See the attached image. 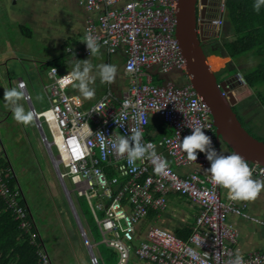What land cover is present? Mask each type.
I'll return each instance as SVG.
<instances>
[{
  "label": "built area",
  "instance_id": "2783aa9c",
  "mask_svg": "<svg viewBox=\"0 0 264 264\" xmlns=\"http://www.w3.org/2000/svg\"><path fill=\"white\" fill-rule=\"evenodd\" d=\"M78 2L87 12L81 41L86 33H91L107 54L121 51L123 73L129 84L119 97L108 86L97 101L84 107L79 95L68 92L73 83L63 79L71 72L50 67L44 85L48 106L31 111L37 128L43 132L41 140L51 153L53 148L56 151L52 153V162L59 181L66 187L69 182L72 187L67 188L69 194L72 191L75 196L85 198L101 234V243L116 251V264H127L132 253L143 264H230L237 253L243 256L245 264H264V247L246 253L237 251L240 232L229 220L230 216L240 217L264 227V214L261 218L251 216L247 203L233 201L229 196L224 199L220 186L207 170L210 162L206 155L197 152V160L190 161L180 146L183 137L191 134V128L198 126L203 127L218 153L221 142L209 106L186 74L185 59L175 37L178 0ZM224 11L225 0H218L216 15L209 22L216 34L224 25ZM70 48L72 53L68 51ZM65 51L81 57L89 55L83 42ZM174 71L186 77L183 84L164 77ZM154 76L163 77L164 81L155 83ZM235 76L240 84L245 83L240 71ZM22 82L19 80L18 84ZM152 116L165 123L171 134L146 136ZM114 119L123 125H117ZM137 127L143 132V143L155 146V156L149 148V154L137 160L133 170L127 155L119 154L112 142L119 135H130ZM2 134L0 126V157L7 161V167L0 168V197L7 202L19 227L38 247L39 263L51 264L50 251L30 212ZM101 135L106 138L103 148ZM157 158L167 161L163 172L156 171ZM249 163L254 179L264 180V166ZM3 177L15 179L14 189ZM172 191L198 207L188 237L179 238L158 225H148L138 235L140 223L149 211L164 209L167 194ZM98 210L103 211L100 218ZM84 233L87 237L85 229ZM88 253L92 264H100L93 249Z\"/></svg>",
  "mask_w": 264,
  "mask_h": 264
},
{
  "label": "rangeland",
  "instance_id": "374dc122",
  "mask_svg": "<svg viewBox=\"0 0 264 264\" xmlns=\"http://www.w3.org/2000/svg\"><path fill=\"white\" fill-rule=\"evenodd\" d=\"M7 1L8 2L5 4L2 3L0 5V48H5V50H7L5 53L0 55V126L3 133L2 135L5 148L7 149L11 158L18 182L25 193L30 212L36 221L47 250L50 251V253L52 252V254L56 251L59 255V258L63 257L62 255H66L65 258L67 260L62 259L60 264H67V262H71V264H92L88 256V250H86L87 248H85L83 240L80 236L74 215L71 212L68 201L65 198L60 185L55 166L53 165L54 163L52 162L53 157L51 153L47 151L43 141L41 140L34 121L29 125L16 122V120L13 118L12 112L10 115H7L8 110H10V106L4 100V91L15 87L17 85L16 82L18 76H22L26 82V89L33 107L37 110H41L42 108L44 109L48 106L47 100L42 90L40 78H30L26 75L25 70L30 72L31 70H34V68L41 67V59L48 58L49 60L53 61L54 64H59L63 60L68 59L69 56L64 54L62 51L63 49L61 50V44L66 39V37L76 29L78 25V13H76V10H74L76 7L71 8V6L67 4V0H17L16 5L12 3V0ZM32 11L36 13L44 11L46 13L48 18L44 20L38 19L40 14L34 15V20H40L42 26H39L32 21ZM18 21H21L30 28L35 26L37 27L36 32L32 37L22 35L18 29ZM43 26L45 27L44 29ZM229 35V32L226 31V25H223L219 33L216 34L211 42L207 43L204 47L206 55L209 57L211 54L210 63L213 62L212 64L214 67H212V69L214 71L212 69L211 70L217 75L219 80L229 75H235L238 70L243 72L244 68L247 67V65H250V62L247 63V60L242 58L228 60L227 57L223 56L222 58L218 57V59H213L212 56L214 53H212L211 48L214 47V45H220L225 39H230L231 36ZM17 54L27 58L25 63L22 64L18 61ZM216 54L218 56L221 55L219 51H217ZM30 59H33L32 62H36L38 64L40 63V65H32L30 63L31 61H29ZM88 59L91 60V63L95 67V72H97V74L99 73L100 65L111 64L115 65L117 69L120 66V62L117 60L115 54L108 56L104 52H100L97 55L90 56ZM225 67L227 69L224 71ZM42 73L45 76V73ZM167 76L168 75H166V78L169 80L172 76H177V73L172 72V76L170 78ZM185 79L186 77H183L182 81ZM238 84L239 85L232 91L238 100L237 106H240V111L242 112L243 108L241 103L244 101L247 102L248 105H250L251 114L255 117L254 123L246 122V120H244L243 116L241 115L239 108L236 105L234 108L249 132L254 137L264 141V107L260 104H257L256 94L246 85V83L240 84L238 82ZM248 95L250 96L248 97ZM37 97H39V99H37ZM20 103L23 104L26 110H30L29 104L25 98L21 100ZM2 110H6V112ZM2 116H6L5 120L7 124L9 125L10 123L12 125L11 131H13V137H16V141H18L20 144V149L23 138H26L27 136L26 139L27 143L30 145V148H28L27 144L25 143L23 149L20 150L18 147H16L15 150L16 152L21 151V156H23L24 152L27 153V157H24L25 159H29L30 157L32 158L33 162H31V166H27L25 170H34L35 176L33 177V180L36 177V181L40 183L35 184L36 189L39 188V190L37 189L36 192L32 190L30 185L26 184V181L22 178L23 173L20 171L22 174L21 175L17 170V164L12 158V152L14 151V148L13 151L9 149L10 141L7 139V134L4 130L5 126ZM21 129L23 131H21ZM43 130L49 139L50 135L45 124H43ZM220 145L221 153L224 151H230L225 143L221 142ZM53 152H56L54 148L52 153ZM26 174L27 177H32L33 175L32 171ZM69 185V182H67V188L71 190L72 187H69ZM71 193V197L77 206L74 207H76V210L78 211L79 215H81L83 221H85L86 218L89 223L88 225L92 230L93 236L91 238V247L93 251L96 254H98V252L101 254L104 264H113V261L110 260L111 257L107 251V246L101 243V236L90 224L89 214L84 198L75 196L72 191ZM95 201L96 198H93L92 203L94 205ZM51 261V264L56 263L55 259L53 260V258Z\"/></svg>",
  "mask_w": 264,
  "mask_h": 264
},
{
  "label": "crops",
  "instance_id": "0c3cea01",
  "mask_svg": "<svg viewBox=\"0 0 264 264\" xmlns=\"http://www.w3.org/2000/svg\"><path fill=\"white\" fill-rule=\"evenodd\" d=\"M24 1H26V0H24ZM67 1H68L67 4H69L71 6V8L76 7V8H74V10H76V13H78V17H77V24L78 25H77L76 29L73 30L72 33L69 36H67L66 39L61 44V50L63 49L62 51L64 52V54L69 56L68 59L63 60L59 64H54L53 61L49 60L48 58L41 59L40 60L41 61L40 62L41 67L34 68V70H31L30 72H27L25 70L26 75L29 76L30 78H35V77L40 78V81L42 83V90H43V93L45 95V98H46V93L44 90V85L47 83V70H48V68H50L47 66L49 64H51V65H53L52 67H57L60 70L72 72V70H73V64L71 62L72 54L66 53L65 49L67 47H71V46L80 44L82 36H83V26L85 23L87 12L83 8V6L79 4L78 0H67ZM6 2H8V1L7 0H0V5L2 3L5 4ZM16 2H17V0H12V3L14 5H16ZM32 13H33V15H31L32 21L35 22L39 26H42V24L40 23V20L39 21L34 20L35 19L34 15L40 14L38 16V19H42V20L48 18L44 11L43 12L41 11L39 13L32 11ZM40 16H41V18H40ZM18 22H19L18 23V29L22 33V35L32 37L33 34L36 32V29H37L36 26L33 28H30L29 26H26L25 24H23L21 21H18ZM44 28L45 27L43 26V29ZM205 33H206V28L204 27V34ZM64 45H65V47L63 48ZM0 51H1L0 52V55H1L2 53H5V51H7V50H5V48H0ZM12 51H14V50H12ZM100 52H104L105 54H107L103 48H100ZM107 55L110 56L112 54H107ZM115 55L117 57V60L120 62V66L117 69V72H116V75H115L113 82H111V83L103 82L101 80L100 76L97 74V72H95L96 69L93 66V74L96 75L95 83H94V85H92V87L95 88V94L93 97H91V98L84 97L82 95V93L79 91V89L75 86V83L70 85V87L68 88L69 93L77 94L81 97V99L83 100L84 107H88V106L92 105L95 101H97L102 96L104 90L108 86L111 87L112 91L118 97L127 88L129 81H128L127 77L125 76V74L123 73V54L121 53V51H118L115 53ZM210 56H211V54L208 57L209 60H210ZM24 57L25 56L17 54V59L22 64L25 63V60L27 59ZM212 57H213V59H218V57L222 58L223 56H221V55L218 56L216 53H214ZM224 57H227L228 60H231V58L228 56H224ZM74 58L79 59V60H85V59L90 58V56L88 55L85 57H81V56L74 55ZM35 59H39V58H35ZM29 61H31L30 63L34 66L40 65V63L38 64L36 62H32L33 59H30ZM89 61L91 63L90 59H89ZM212 63H211V65H212V67H214V65ZM42 72L45 73V76L43 75ZM174 72L177 73V76L173 77L172 72H171L168 74L167 77L170 78L172 76L170 80L173 79L172 81L175 84H179V85L183 84L185 82V80L182 81L183 77L181 76V74L178 71H174ZM220 72H223V71H220ZM164 77H166V76H164ZM19 80H23V82H25V80L23 79L22 76H18L16 84H18ZM31 80H30V82H31ZM162 81H164L163 77L162 78L161 77H155V76L153 77V82H155V83H161ZM26 95L28 96L27 98H26ZM249 96L250 95H248V97ZM24 98L26 99V101L29 104V109L32 110L31 107L32 108H34V107H33L32 103L30 102L27 89H25V97ZM46 100H47V98H46ZM47 104H48V101H47ZM237 104H238V101L236 103V106H237ZM241 104H242V108H243L242 112L240 111V106H237V107L239 108V111L241 112V115L243 116L244 120H246V122H248V123H252V122L254 123L255 117L251 114L250 105H248V103L245 101L242 102ZM257 104H260L261 106L264 107V103L262 104L261 101L258 100V98H257ZM2 111L6 112V110H2ZM8 112H7V115H10L11 111L8 110ZM5 118H6V116H4V117L2 116V119L4 120L3 121L4 126H5L4 130L6 131L7 139L10 141L9 149H11L13 151V148H14V151L12 152L13 161L17 164V170L19 171V174H21L20 171L23 173V175L21 174L22 178L26 181V184H28V182L26 180L27 170H25L27 167L23 166L24 162L27 160L24 158V157H27L26 156L27 153L24 152L23 156H21V151L16 152L15 148L18 147L20 149V144L18 143V141H16V137L15 138L13 137V131H11L12 125L10 123L8 125ZM33 121H34V118H33ZM34 123H35V121H34ZM149 124H152L153 127L146 131V136H150V137L155 138L157 136L159 137V136L171 134V129L165 123L161 122L159 119H157L154 116H152L150 118ZM35 126H36V124H35ZM36 128H37V126H36ZM21 131H23V130L21 129ZM38 132H39V130H38ZM39 135H40V132H39ZM26 138H27V136H26ZM26 138H23V140H22L21 149H23L25 143L27 144V147L30 148L29 147L30 145L27 143ZM40 138H41V136H40ZM18 153H19V156H18ZM231 153H232L231 150L223 152V154H225V155L231 154ZM247 162H248V164H250L249 161H247ZM179 171L182 172L181 169H179ZM220 188L222 191L223 198L228 199L229 194H228L227 189H225L221 186H220ZM242 202L247 203V210L251 216H255L258 218H261L263 216V214H264V191L261 192V194L259 195V197L255 201H242ZM197 213H198V207L196 205L192 204L189 200H187L185 197L181 196L179 193H176L173 191L169 192L167 194V197H166L165 208L162 210H150L147 217L145 218V220L140 223V226L138 229V232H139L138 235L139 234L141 235V231L146 226L158 225L164 229L169 230L170 232L175 234L177 237L182 238V239H186L183 237H187L189 235V233L191 232V229H192V226L194 224L195 217H196ZM229 220L236 225V227L238 228V230L240 232V237H239V240L236 244V249L238 252L246 253L247 251L264 247V227L262 225L254 223L251 220H247V219L240 218V217H234V216H230ZM78 230H79V228H78ZM79 233H80V231H79ZM81 238H82V236H81ZM82 240H83V238H82ZM83 244L86 248L84 240H83ZM50 254H51V259L52 258H53V260L55 259V261H56L55 264H60V261L62 259H66L65 258L66 255L65 256L62 255L64 258L63 257L59 258V255L57 254L56 251L53 252V254H52V252ZM97 255L100 259V264H104V260L101 256V254L98 252ZM51 263H52V261H51ZM67 264H68V262H67ZM115 264H116V262H115ZM127 264H143V263L141 261H139L135 257V255L132 253L130 255V258H129Z\"/></svg>",
  "mask_w": 264,
  "mask_h": 264
},
{
  "label": "clouds",
  "instance_id": "9594fccd",
  "mask_svg": "<svg viewBox=\"0 0 264 264\" xmlns=\"http://www.w3.org/2000/svg\"><path fill=\"white\" fill-rule=\"evenodd\" d=\"M264 6V0H254L253 10L259 12ZM85 43L89 52V56H94L100 53L101 44L97 37L91 33H86L81 41ZM72 53V49H68ZM73 70L70 74L63 76V79L68 83H75L82 95L86 98H91L95 94V88L92 87L95 83L96 75L93 74V65L89 59L79 60L71 56ZM56 73V69L52 68ZM117 72V67L111 64H103L99 66V76L103 82L111 83L114 81ZM26 82L19 83L17 86L4 91V100L10 106L13 118L21 124L29 125L33 122V112L26 110L23 104L20 103L25 97ZM39 99V97H37ZM115 120V119H114ZM35 121V120H34ZM116 124L122 126L120 120H115ZM105 137L101 135V147H105ZM180 146L187 159L190 161L197 160V152L204 153L206 159L210 162V167L207 169L215 184L227 189L229 198L233 201H255L262 191H264V180L254 179L253 170L249 166L246 159L237 152L231 154H223L217 152L212 147L211 138L205 134L202 126L192 127L191 134L183 137L180 141ZM112 147L119 154L127 155L129 165L133 166L139 159L144 158L149 154V148H152V156H155L154 145L146 146L143 143V132L137 127L131 130L130 135H119L112 142ZM167 161L163 158H157L156 171L163 172L167 168ZM207 256V253H205ZM230 264H245L243 256L239 253L230 261Z\"/></svg>",
  "mask_w": 264,
  "mask_h": 264
},
{
  "label": "trees",
  "instance_id": "16d2710c",
  "mask_svg": "<svg viewBox=\"0 0 264 264\" xmlns=\"http://www.w3.org/2000/svg\"><path fill=\"white\" fill-rule=\"evenodd\" d=\"M253 3L254 0H225L224 25H226V31L229 32L231 38L225 39L220 45H214V47L211 46V49L212 53L219 51L222 56H228L231 60L242 58L246 59L247 63L250 62V65H247L241 73L246 85L252 89L257 98L264 103V6H262L257 13L253 10ZM64 47L65 45L63 48ZM52 66L53 65L49 64L47 67ZM233 109L236 112L234 107ZM236 114L238 116L237 112ZM238 119L241 121L240 116H238ZM241 123L244 126L242 121ZM152 127L153 125L149 124L147 130ZM244 127L247 129L246 126ZM31 162H33V160L30 157L24 162L23 166H30ZM6 167L7 161L3 157H0V168ZM30 171H32L33 175L32 177H27L26 174V180L32 190L36 192L39 188L36 189L35 184L40 183L36 181V177L34 178L35 181L33 180V177L35 176L34 170L28 169L27 173H30ZM108 174L110 175L111 173ZM3 178L9 187L14 189L15 179ZM71 195L72 193H70V197ZM85 204L89 214L90 224L101 236L86 200ZM96 213L99 218L103 216L102 210H98ZM79 218L86 231L88 240L91 243L93 235L92 230L88 225L89 223L85 216V221L82 220L81 215H79ZM18 225L19 221L14 218V214L7 206V202L4 198L0 197V264H40L37 255L38 247L36 244L32 243L28 233L24 232ZM106 248L111 257L110 260L115 264L117 261L116 251L108 246ZM68 264H71V262H68Z\"/></svg>",
  "mask_w": 264,
  "mask_h": 264
},
{
  "label": "water",
  "instance_id": "95a60500",
  "mask_svg": "<svg viewBox=\"0 0 264 264\" xmlns=\"http://www.w3.org/2000/svg\"><path fill=\"white\" fill-rule=\"evenodd\" d=\"M210 1L178 0L175 37L185 59L186 74L193 88L210 108L219 142L225 143L232 152L239 153L246 161L264 166V141L254 137L242 125L233 109L238 101L232 92L239 85L236 76L233 74L219 80L209 67L208 56L202 46V42L208 38L204 34V26ZM226 69L225 67L224 71ZM31 109L33 108L31 107ZM39 132L40 136H43V132L41 130ZM44 145L51 153L50 148L46 144ZM60 185L74 215L80 235L90 252L92 250L90 243L84 233L68 189L64 182L60 181Z\"/></svg>",
  "mask_w": 264,
  "mask_h": 264
},
{
  "label": "flooded vegetation",
  "instance_id": "af4514ba",
  "mask_svg": "<svg viewBox=\"0 0 264 264\" xmlns=\"http://www.w3.org/2000/svg\"><path fill=\"white\" fill-rule=\"evenodd\" d=\"M217 4H218V0H211L210 1V7L208 8V11H207V15H206L207 18H206V23L204 26L206 28L205 35L208 38L202 42L204 47L207 43L211 42V40L216 36L215 31H214L213 27L210 26L209 22H210V19L216 15Z\"/></svg>",
  "mask_w": 264,
  "mask_h": 264
},
{
  "label": "bare ground",
  "instance_id": "6f19581e",
  "mask_svg": "<svg viewBox=\"0 0 264 264\" xmlns=\"http://www.w3.org/2000/svg\"><path fill=\"white\" fill-rule=\"evenodd\" d=\"M208 64H209V67L212 69V65H211V63H210V60H209V58H208ZM213 70V69H212ZM214 71V70H213Z\"/></svg>",
  "mask_w": 264,
  "mask_h": 264
}]
</instances>
